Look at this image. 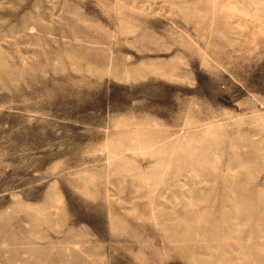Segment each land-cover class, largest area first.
<instances>
[{
    "label": "rangeland",
    "instance_id": "obj_1",
    "mask_svg": "<svg viewBox=\"0 0 264 264\" xmlns=\"http://www.w3.org/2000/svg\"><path fill=\"white\" fill-rule=\"evenodd\" d=\"M0 264H264V0H0Z\"/></svg>",
    "mask_w": 264,
    "mask_h": 264
}]
</instances>
